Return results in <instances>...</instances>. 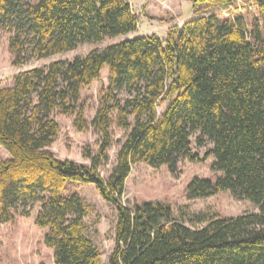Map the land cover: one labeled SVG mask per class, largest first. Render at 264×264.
Masks as SVG:
<instances>
[{
    "label": "trees",
    "instance_id": "16d2710c",
    "mask_svg": "<svg viewBox=\"0 0 264 264\" xmlns=\"http://www.w3.org/2000/svg\"><path fill=\"white\" fill-rule=\"evenodd\" d=\"M254 2L259 17L212 14L173 27L165 40L156 35L126 39L92 49L70 60L18 73L0 88V145L11 158L0 159V227L16 215L48 229L46 246L55 264H103L102 252L87 234L88 203L78 193L66 196L70 181L93 183L116 207L115 247L109 264H264V0H192L194 5L228 7ZM139 19L131 0H0V33L11 32L14 64L76 49L85 42L128 34ZM109 69V86L92 122L99 151L85 148L91 164L58 159L49 150L60 124L53 113L75 115L85 129L84 87ZM130 94L120 98L119 91ZM170 101L160 116L157 108ZM128 132L108 178L100 172L112 145V113ZM134 117V121H132ZM197 144L213 146L201 156ZM214 157L215 181L194 177L190 200L230 191L258 212L236 217L196 214L191 227L169 204L123 203L132 166L144 162L178 171L180 158Z\"/></svg>",
    "mask_w": 264,
    "mask_h": 264
},
{
    "label": "rangeland",
    "instance_id": "374dc122",
    "mask_svg": "<svg viewBox=\"0 0 264 264\" xmlns=\"http://www.w3.org/2000/svg\"><path fill=\"white\" fill-rule=\"evenodd\" d=\"M39 0H25L26 3H36ZM139 19L138 29L125 35L107 37L100 42H85L76 49L59 53L47 58H32L21 65L14 64V55L9 49L11 32L3 30L0 33V88L14 83L15 76L25 70L35 67H45L55 60H70L78 55H85L92 49H103L107 45L126 39L141 36L156 35L165 40L169 31L175 27H183L191 19H197L212 14L221 19L243 16L248 25L259 17L254 2L238 1L236 4L221 7L208 4L194 5L192 0H131ZM109 69L101 72V78L82 90L80 102L84 106L85 119L89 126L79 129L74 125L76 116L64 114L60 110L53 113L60 124V132L49 150L58 159L74 160L90 165L91 161L83 156L87 147L95 152L99 151L100 135L92 122L97 110L102 105L101 90L109 86ZM120 98L130 96L125 90L119 91ZM170 101L159 105L158 115L164 113ZM111 133L113 141L108 149V160L100 167L104 178H108L116 165L118 151L126 140L128 132L117 123L116 112L111 115ZM134 121V117L131 118ZM191 136L194 150L203 156L213 144L206 140L199 146L197 137ZM11 158L10 153L0 145V159ZM214 157L210 156L201 161H190L180 158L178 171L173 173L164 164L159 168L144 162L132 166L126 181L123 203L129 207L140 202H160L169 204L174 216L191 227H201L205 223L195 221L196 214L206 212L209 215L221 217H236L247 212H258V207L249 200H238L228 190L220 191L206 198L190 200L187 197L188 186L194 177L215 181L222 172L212 170ZM66 196L78 193L88 203V215L85 218L87 234L94 240L102 252L103 264H109L110 255L115 247V226L118 218L116 207L103 199L97 186L93 183L70 181L67 183ZM41 208L40 203L32 204L30 217L16 215L11 222H4L0 227V264H55L53 249L46 246L44 236L48 229L40 228L35 218Z\"/></svg>",
    "mask_w": 264,
    "mask_h": 264
}]
</instances>
